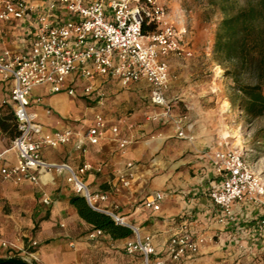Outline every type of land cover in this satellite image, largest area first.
Returning <instances> with one entry per match:
<instances>
[{
	"label": "crops",
	"instance_id": "1",
	"mask_svg": "<svg viewBox=\"0 0 264 264\" xmlns=\"http://www.w3.org/2000/svg\"><path fill=\"white\" fill-rule=\"evenodd\" d=\"M171 5L168 20L178 29H185L188 17L173 2ZM208 32L199 37V31L191 30L190 38L188 34L185 36L194 57L170 58L168 96L174 99L177 114H173L177 120L182 118L187 138L178 135L177 123L173 121L150 120L151 109L160 107L151 103L146 81L124 85L113 77H99L93 84L105 91L103 104L97 93L73 97L65 91L54 93L49 86H40L33 90L30 109L46 131L75 127L85 132L100 112L110 126L120 127L119 137L131 139L122 150L108 131L99 144H87L86 151L71 142L45 148L42 156L52 162H66L76 169L85 163L92 164L95 168L83 179L91 191L111 193L101 206L125 217L143 235H151L158 258L168 259L169 238L179 231L181 223L187 222L189 230L204 241L197 254L184 258L180 264H249L244 256L253 248L243 243L263 236L262 206L251 201L237 202L232 208L234 220L224 223L220 221L222 210L210 197L221 183L207 152L229 145L224 139L225 131L217 132L220 87L217 63L212 57L215 41L211 29ZM30 40L28 21H0V54L6 49L27 50ZM79 84L82 87L86 82ZM3 102L11 104V81L0 74V103ZM227 103L224 101V105ZM192 110L193 113L189 112ZM130 123L135 127L130 128ZM7 140L0 138V154L3 162L15 164L17 153ZM128 161L136 164V178L130 187H124L116 172ZM158 192L165 197L160 210H153L145 205V198ZM47 197L49 203L44 201ZM76 197L82 196L75 192L67 174L52 172L41 177L39 183L30 180L16 183L0 176V258L7 256L2 241L25 246L35 240L37 245L33 249L39 257L35 264H143L141 253L129 254L125 249L131 237L114 238L104 231L102 236L90 239L96 227L80 215L74 204Z\"/></svg>",
	"mask_w": 264,
	"mask_h": 264
},
{
	"label": "built area",
	"instance_id": "2",
	"mask_svg": "<svg viewBox=\"0 0 264 264\" xmlns=\"http://www.w3.org/2000/svg\"><path fill=\"white\" fill-rule=\"evenodd\" d=\"M168 14L163 0H0V21L26 20L31 33L27 50L6 49L0 54V74L11 81V104L18 128V135L11 141L17 162L5 163L0 154V176L16 183L24 180L39 183L41 177L52 172L67 174L75 192L93 209L132 229L134 236L126 242L125 249L129 254L141 253L143 264H168V261L180 264L184 258L200 251L204 239L195 236L189 230V223L183 222L168 240V259L158 258L151 235H143L125 217L101 206L111 193L93 192L83 179L95 168L92 164L85 163L76 169L66 162L48 161L42 156L45 148L71 142L86 151L87 144H99L108 131L122 150L131 139L119 137L120 127L110 126L100 112L85 132L75 127L46 131L30 106L33 90L40 86H49L54 93L65 91L73 97H91L97 93L103 104L105 91L93 84L99 77H113L124 85L146 81L151 103L163 110L151 118L177 123L178 135L187 138L182 118L174 117V100L168 96L170 58H192L194 51L187 48L184 40L187 28L178 29L168 20ZM144 25L153 29L146 33ZM82 81L86 84L80 87ZM37 101L42 102V98ZM47 112L51 113V109ZM129 127L135 125L130 123ZM207 155L220 178V188L211 191L210 197L223 212L221 222L234 220L232 208L237 202L253 201L264 207V182L241 148L228 146L209 151ZM135 166L133 161H128L116 172L124 187H130L135 180ZM96 169L102 171L101 167ZM164 197L162 192L150 194L145 198V205L160 210ZM44 201L49 203V198ZM260 228L264 232V218ZM103 234V229L96 228L89 238L94 240ZM1 245L7 250L6 258H22L31 264L39 261L33 249L37 245L35 240L25 246L4 240Z\"/></svg>",
	"mask_w": 264,
	"mask_h": 264
},
{
	"label": "trees",
	"instance_id": "3",
	"mask_svg": "<svg viewBox=\"0 0 264 264\" xmlns=\"http://www.w3.org/2000/svg\"><path fill=\"white\" fill-rule=\"evenodd\" d=\"M219 3L222 18L215 35L216 55L225 76L233 81L235 96L245 114L264 115V0H211ZM153 26L144 25L149 32ZM18 135L14 110L0 103V138L12 141ZM74 204L82 217L114 238L133 236L131 228L117 224L108 214L93 209L83 197ZM12 264V263H4ZM35 264V263H34Z\"/></svg>",
	"mask_w": 264,
	"mask_h": 264
},
{
	"label": "rangeland",
	"instance_id": "4",
	"mask_svg": "<svg viewBox=\"0 0 264 264\" xmlns=\"http://www.w3.org/2000/svg\"><path fill=\"white\" fill-rule=\"evenodd\" d=\"M163 2L168 7V11L173 10L171 5L173 2L176 6L175 8L181 10L182 14L188 17L189 21L185 25L188 30V38H190L191 30L194 32L199 31L198 36L202 37L208 32V29H211L215 41L218 23L222 18L218 2H215L214 4H212L211 0H163ZM199 23L202 26L199 27ZM193 24H195V26H193ZM208 34H210V32H208ZM212 57L217 63L216 72L219 76V98L221 99L216 117L217 132L219 133L221 130L230 132L229 134H226V137L224 138L226 143L229 146L241 148L243 150L247 158L255 166L257 175L261 177L264 182V115L251 119L245 114L239 101L234 95L235 89L233 81L230 77L225 76L224 66L220 64V61L217 58L216 47ZM224 101L228 102L227 105H224ZM162 111V108L153 107L150 111V115L161 113ZM181 111H186V109H181ZM189 112L193 113L194 111L192 110ZM174 113L177 114V111H174ZM150 120L153 121L152 118ZM156 121L158 120L153 122ZM161 126L168 125L161 124ZM251 202L262 206L253 201ZM262 208L263 211L260 221L264 218V207L262 206ZM250 239L251 240L247 241L246 244L243 243L246 247L248 245L253 248L249 254H245V262L249 264H264V232L261 238ZM29 242L30 241L25 245H28Z\"/></svg>",
	"mask_w": 264,
	"mask_h": 264
},
{
	"label": "water",
	"instance_id": "5",
	"mask_svg": "<svg viewBox=\"0 0 264 264\" xmlns=\"http://www.w3.org/2000/svg\"><path fill=\"white\" fill-rule=\"evenodd\" d=\"M12 263V264H31L29 261L17 257L0 258V264Z\"/></svg>",
	"mask_w": 264,
	"mask_h": 264
},
{
	"label": "bare ground",
	"instance_id": "6",
	"mask_svg": "<svg viewBox=\"0 0 264 264\" xmlns=\"http://www.w3.org/2000/svg\"><path fill=\"white\" fill-rule=\"evenodd\" d=\"M228 107H229V105H228ZM229 133H230L229 131H226V132H225V137H226V134H229Z\"/></svg>",
	"mask_w": 264,
	"mask_h": 264
}]
</instances>
